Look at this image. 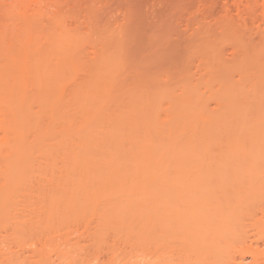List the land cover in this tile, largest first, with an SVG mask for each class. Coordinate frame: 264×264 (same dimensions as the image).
<instances>
[{"label":"bare ground","instance_id":"6f19581e","mask_svg":"<svg viewBox=\"0 0 264 264\" xmlns=\"http://www.w3.org/2000/svg\"><path fill=\"white\" fill-rule=\"evenodd\" d=\"M254 1L262 7L259 13L264 24V0ZM110 2L0 0V211L7 207L3 204L11 206L8 198L45 195L48 203L38 195L40 205L47 204L45 210L41 207L43 212L51 207L50 213L43 214L49 215L45 221L54 215L51 220L71 225L74 238L88 240L100 257L103 254L99 251H105L110 264H243L248 258L250 264H264V222L247 220L249 208L235 209L253 191L250 142L256 137L248 138L250 142L245 137V146L251 145L250 150L242 145L238 153L220 155L224 151L217 153L218 157L214 154V160L200 159L203 152H215L218 145L221 148V142L225 141V146L236 129H241V137L251 123V114L257 109L264 111V43L260 41L263 24L252 23L253 56L249 44H225L221 38L223 29H213L207 25L209 22L204 23L207 26L199 24L204 31L199 27L197 30L203 33L196 35L194 30L191 52L198 59L202 56L195 67L200 78L194 79L196 61L192 55L187 57L191 64L185 69L189 71L182 70L184 78L180 73L179 81L180 75L172 73L175 79L171 77V82H179L165 84L168 81L160 83L158 77L166 74H158L156 79L155 67L147 76L142 69L145 75L138 74L140 64L133 60L137 57L130 60L128 56L131 51L127 34L132 27L126 29V12L112 10ZM200 51L201 56H197ZM216 112L222 115H214L218 119L212 124L205 115ZM232 112L239 118L230 120ZM240 164L247 165V172L244 165L245 173L238 167L242 173L237 172L238 180L240 185L248 183V187L242 190L238 182L230 181L239 187L231 184L233 189L227 188L225 179L237 176L234 171ZM224 170L227 174L222 175ZM198 178L207 180V185L201 188L197 183V189L190 183ZM220 179L226 186L218 185ZM258 192L252 194L261 195L257 200L263 202L264 194L262 190ZM29 197L28 200L34 198ZM257 210L264 212V207ZM6 217L4 221L0 217V225L7 221ZM39 221L34 223V232L43 228L44 221ZM26 222L29 221L23 224ZM248 230L258 232L249 234ZM22 231L18 233L24 237L22 233L29 230ZM18 233L11 234L20 238ZM27 237L24 241L31 238ZM237 246L242 247L240 258ZM70 249L60 251L68 256L80 253L78 247ZM7 253L12 255L9 250ZM58 258L60 263L63 257ZM73 259H67V264H73ZM96 260L99 264L108 262L95 258L86 264ZM42 262L45 261L39 259L38 263Z\"/></svg>","mask_w":264,"mask_h":264},{"label":"rangeland","instance_id":"374dc122","mask_svg":"<svg viewBox=\"0 0 264 264\" xmlns=\"http://www.w3.org/2000/svg\"><path fill=\"white\" fill-rule=\"evenodd\" d=\"M111 4V9L112 10H114V11H118V10H120L121 11V9L122 10H124V12H126V17H127V19H126V24H128L127 26H126V29L128 28V26L129 27H132V28H130L131 30V32L130 31H128L127 33V37H128V39H130L129 40V45L131 46H129L128 45V50L129 51H131L130 53L128 52V56H129V59L131 60V58L133 57V58H136L137 57V59H133L134 61H136V63H137V61H138V65L140 64L141 66H142V68L141 67H139V66H137L138 67V70L140 71H138L137 69V72H138V74L140 75V74H143V73H145L146 72V76H147V72L148 73H153V71H156V72H154L153 74L155 75V77H156V79H158L159 78V80L161 81L160 83H163V82H166V81H168V82H166L165 84H170V83H172V84H176V83H178L179 81H181V77H182V74L180 75V73H183V71H185L184 73H186V70L187 69H185V68H187V66H188V64L190 63H188V61H187V57H191L192 55L194 56L195 54H193L192 52H193V50L194 49H191V44L193 45V42L194 41H192L191 39H193L191 36H193L194 35V33H196V35H197V33L198 32H200L201 30L199 29V30H197V28H199L200 27V25H202V26H204V25H206L208 22V24L207 25H210L212 28L214 27H220L221 29H223V35H221V38H223V40H224V43L225 44H228V42L230 43V44H232V43H238V42H240V43H244L245 45H247V44H249L247 47H248V49H249V51H251V56H253V47H254V45H255V42L254 41H252L253 39L252 38H254L253 36H252V32H251V30H252V28L253 27H255L254 25H255V23H258V24H260V25H262L263 24V21H262V19L263 18H261L262 17V15L260 14L261 12H262V7H260V5L259 4H256V1H254V0H111V2H110ZM260 3L262 4V1H260ZM256 4V5H255ZM257 5H259L258 6V8L256 7ZM116 7V8H115ZM254 7H255V9H254ZM256 8L258 9V14L256 13ZM259 8H260V10H259ZM127 9V10H126ZM252 9H253V12H252ZM126 10V11H125ZM130 13H129V12ZM128 12V13H127ZM260 12V13H259ZM118 13H119V11H118ZM118 13L116 12V14L115 15H118ZM256 13V15H255V17H254V14ZM130 14V15H129ZM258 15V16H257ZM130 17V18H129ZM257 18H259V21H256V19ZM261 18V19H260ZM129 19V20H128ZM132 20V21H131ZM253 20V21H252ZM256 22H255V21ZM261 20V21H260ZM129 21V22H128ZM130 22H133V23H130ZM187 22V23H186ZM195 22V23H194ZM198 22V23H197ZM202 22V23H201ZM262 24H261V23ZM204 23H206V24H204ZM254 25H253V24ZM135 24V25H134ZM186 24H188L190 27H189V29H188V27H186V29H188V31L185 29V26H186ZM200 24V25H199ZM204 24V25H203ZM131 25V26H130ZM132 25H134V27L132 26ZM206 25V26H207ZM257 25V24H256ZM192 26V27H191ZM202 26L200 27L201 29H202ZM192 28V29H191ZM196 28V29H195ZM204 28V27H203ZM207 28V27H206ZM213 28V29H214ZM129 29V28H128ZM127 29V30H128ZM178 29V31H176ZM191 29V30H190ZM205 29V28H204ZM262 29H263V31H264V24L262 25ZM126 30V31H127ZM138 32H137V31ZM189 30H190V32H189ZM194 30H195V32H194ZM136 31L137 33H134V32ZM139 31H140V33H139ZM187 31V32H186ZM192 31V32H191ZM202 31H204L203 29H202ZM201 31V32H202ZM194 32V33H193ZM186 33V34H185ZM193 33V34H192ZM203 33V32H202ZM200 35V34H199ZM203 35V34H202ZM165 36V37H164ZM261 36V42L262 43H264V33L262 34V35H260ZM139 37V38H138ZM189 37V38H188ZM132 38L134 39V40H132ZM190 39V40H189ZM195 39H196V37H195ZM196 41V40H195ZM131 42H132V44H131ZM137 42V43H136ZM192 42V43H191ZM240 43H238V44H236V45H240ZM158 44V45H157ZM229 44V45H230ZM243 44V45H244ZM135 45V46H134ZM160 45V46H159ZM234 44H232V46H233ZM236 45L234 46V47H236ZM157 46H159L160 48H158ZM188 46V47H187ZM190 46V47H189ZM227 47H229L228 49L230 50H232V48H230V46H227ZM140 48V49H139ZM198 50V49H197ZM196 50V51H197ZM200 50V49H199ZM198 50V51H199ZM235 50H237V49H235ZM191 53H190V52ZM140 52V53H139ZM188 53V56H187V53ZM201 53H197V56H198V54H200V56H201V54H202V51H200ZM160 53V54H159ZM164 53V54H163ZM140 54V55H139ZM158 54H159V56H158ZM157 55V56H156ZM140 56H142V57H140ZM161 56V57H160ZM192 56V57H193ZM157 57V58H156ZM191 57V58H192ZM202 57V56H201ZM201 57H200V59H198L199 57H196V55L193 57V59H195V60H193V61H196V62H194V64L196 65V66H190V67H193V69H192V71L193 72H195V73H193L194 75H195V77H194V79L196 80V79H198V78H200L199 76H200V74L201 73H198V71H195L196 69H195V67L197 68V65L199 64V62H198V60H201ZM160 58V59H159ZM159 59V60H158ZM198 59V60H197ZM149 60V61H148ZM163 60V61H162ZM189 60H191V59H189ZM141 61V62H140ZM147 61V62H146ZM166 61V62H165ZM186 61V62H185ZM133 62V61H132ZM132 62L130 61V63H131V65H133L132 64ZM151 62V63H150ZM155 64H154V63ZM184 62H185V64H184ZM135 63V64H136ZM153 63V64H152ZM183 63V64H182ZM187 63V64H186ZM159 64V65H158ZM161 64H163L164 66H161ZM166 64V65H165ZM191 64V63H190ZM193 64V63H192ZM187 65V66H186ZM146 66H148L149 67V69H148V67H146ZM185 66V67H184ZM134 67L136 68V66L134 65ZM152 67H155V68H152ZM181 69H180V68ZM135 68L133 69V70H135ZM155 69V70H153L152 71V69ZM189 68V67H188ZM141 69H142V71H143V73L141 72ZM144 69H145V71H144ZM136 70H135V73L137 74V72H136ZM149 70V71H148ZM165 70L166 71H168V72H165ZM183 70V71H182ZM174 71V72H173ZM182 71V72H181ZM187 71H189V70H187ZM192 71H190V72H192ZM158 72V73H157ZM171 72V73H170ZM166 74V75H163V78H161V77H158V74H160V75H162V74ZM172 73H175L176 74V77H179V75H180V77H179V81H178V79H177V82H176V80L174 81V82H171V80L173 81V79H175V74H173L174 75V77H173V75H172ZM184 73H183V77L182 78H184ZM199 74V75H198ZM143 75H145V74H143ZM149 75H151V74H149ZM187 75V74H186ZM158 77V78H157ZM171 77H172V79H171ZM192 77H193V75H192ZM154 78V77H153ZM152 78V79H153ZM162 80H161V79ZM167 78V79H166ZM164 79H166V80H164ZM171 79V80H170ZM154 80H155V78H154ZM164 80V81H163ZM170 82V83H169ZM149 84H151L150 82H149ZM153 84V83H152ZM253 99V98H252ZM252 101V100H251ZM255 102V101H254ZM257 102V101H256ZM255 102V103H256ZM252 103V102H251ZM252 107L254 106V104L253 105H251ZM253 109V108H252ZM256 109H254L253 111H255ZM220 113V116L222 115V112H216V113H211V114H206L205 116H208V117H210L211 118V122H212V124H215V122H216V120L218 119V117H216V118H214V115H217L218 116V114ZM228 115H229V113L226 115L227 117H228ZM236 112H232L231 113V115H230V117H229V119L230 120H236V119H233V118H239L238 116H240V115H236ZM225 116V117H226ZM234 116V117H233ZM252 117H254V119L255 120H253V118ZM219 118H221V117H219ZM224 119V118H223ZM226 119V118H225ZM229 119H226V120H229ZM251 119L253 120H251V123L249 124V125H247L246 126V128H245V131L243 130L242 132H244V134L242 133L241 134V137H240V133H241V129L238 131L237 129V131L235 130L229 137H231L230 139L231 140H227L226 139V143H225V146H224V142L222 143H220V144H223V145H221V148H219L218 149V147H219V145H218V147H217V152H216V150H215V152L213 151V149L212 150H209V151H205V152H203L201 155H200V159L201 160H203V161H209L210 159L211 160H214L216 157L214 156V154L217 156L218 154L217 153H220V152H224L223 154L221 153L220 155H224V154H226V153H230L231 151H234V152H231V153H238V152H236V151H242L241 150V148H242V145H244L245 146V142L247 143L248 141L250 142V139H252L253 137H256L255 139H252L251 140V145H248V144H250V143H248L247 145L248 146H245V148L246 149H248V150H250V151H252L251 152V170L255 173H253L252 171H251V173H253V174H251V176H255V177H253V178H255V179H253L252 177H251V190H253V191H251L253 194H255V193H257L258 191H260V193H261V190H262V195L264 194V141L263 140H261V139H263L264 138V111H263V109H261V110H259V109H257L256 110V112H253V114H251ZM230 120H229V122H230ZM226 124V123H225ZM227 124H228V122H227ZM221 126H224V125H221ZM251 129V131H250V129ZM247 129V130H246ZM247 132L249 133V134H247ZM259 134V135H258ZM238 135H239V138H238ZM244 137H243V136ZM253 135V136H252ZM237 137V138H236ZM245 137H247L246 139H248V138H250V139H248V141H245ZM262 137V138H261ZM206 138H208V137H206ZM260 138V139H259ZM243 139H244V142H242L243 141ZM209 140H211V138L210 139H208L207 141H209ZM253 140H255L254 142L256 143H254L253 142ZM258 140H260L259 142H261L260 144H258ZM214 143H215V141H213ZM242 142V143H241ZM254 143V145H253V143ZM212 143V142H211ZM263 143V144H262ZM231 144V145H230ZM237 144V145H236ZM212 145V147L211 148H213V143L211 144ZM258 145V146H257ZM216 146V145H215ZM249 146H251L250 147V149H249ZM227 147H228V150H227ZM248 147V148H247ZM226 148V149H225ZM230 148H232V149H230ZM244 147H243V150L245 149ZM253 148V149H252ZM215 149V148H214ZM224 149V150H223ZM219 150V151H218ZM254 150V151H253ZM259 150V151H258ZM261 151V152H260ZM257 153V154H255V153ZM211 156V158H208L209 156ZM258 155V156H257ZM219 156V155H218ZM217 156V157H218ZM254 156V157H253ZM259 162V163H258ZM259 164V165H258ZM244 164H240L239 166H237L235 169H236V171H234L236 174H242L241 172H243L244 170L246 171L247 170V165H244L245 167H246V169H244L245 167H242ZM240 166H241V168H240ZM240 168V171H239V168ZM237 168H238V171H237ZM244 169V170H243ZM257 170V171H256ZM245 171L243 172V173H245ZM256 171V172H255ZM263 171V172H262ZM238 172V173H237ZM247 172V171H246ZM258 172V173H257ZM260 172V173H259ZM225 175V174H227V172H226V170H224L223 172H222V175ZM237 175V176H235V175H232V176H228V178H226L225 179V176H223L224 178H222V179H225V180H227L226 181V183H227V185L229 184V186H227V188H231L232 187V185L231 184H233V187H234V185L236 186V184H234V183H237L238 182V184L237 185H239L240 186V188H242V187H248L247 185H248V183H247V185L245 184V185H243V184H241L240 185V182H239V177H240V175ZM263 175V176H262ZM233 176H235V177H233ZM227 177V176H226ZM201 178H205V177H201ZM260 179V180H257V179ZM206 179V178H205ZM222 179H220L219 180V182H218V185L219 186H222V184H224L225 186H226V183H225V180H222ZM229 180V181H228ZM204 181V180H203ZM202 181V179H197V180H191V182L190 183H193L194 185L195 184H197V183H199V185H200V187L201 188H203V186H206L207 185V180L205 181L206 182V184H204L205 182H203ZM230 181H233L232 183H229ZM256 181V182H255ZM254 183V184H253ZM198 185V186H199ZM195 186H197V185H195ZM197 186V189L198 188H200V187H198ZM239 186H236V188L237 187H239ZM190 187V186H189ZM194 187V186H193ZM233 187H232V189H233ZM255 187V188H254ZM194 188H196V187H194ZM236 188H234V189H236ZM263 188V189H262ZM193 189V188H192ZM197 189H194V190H197ZM258 189H260V190H258ZM193 190V191H194ZM242 190H243V188H242ZM251 193V197L249 196V197H247V200L245 199V200H243V198H242V200H243V203L241 202V199H240V202H239V204H241V206L240 205H238V203L236 202V204L238 205H236L237 207L235 208L236 210H240V209H246V208H249V210L248 209H246L248 212H252L251 214L249 213H246V215H248L247 217L249 218V219H247L245 216V219H247V220H251V222H258V224L261 222H264V212H261L260 210L258 211L257 210V212L255 211V209H258V208H262V207H264V201L262 202L261 200V202L259 201V200H257V197H261V195L260 196H256V195H253ZM259 193V192H258ZM22 194H20V195H18L20 198H17V196H15L14 198L16 199H13V200H15V202L12 200V198H8L9 199V201L8 200H6L9 204H10V202H11V206H9V205H7V204H3V205H6L7 207H4V209H1V211H0V214H1V220H3L4 221V217L5 216H7L6 217V219H7V223L5 222H3V221H1V225H0V246L2 245V247H0V264H11V258L13 259L12 260V263L14 262V264H37L38 262H39V259H41V261H45V262H50V263H52V262H55L56 264H58L59 262V259L60 258H58V256L59 257H63V259L61 258V262L59 263V264H65V262H66V264L67 263H70L69 261L71 260V259H73L74 258V256H76L75 258L76 259H73V261L75 260V262H73V264L74 263H80V264H86V263H88L89 261H91V260H93V259H95V258H97V259H100L102 262H106V260L108 261V259H109V256H107V254H106V252L104 251H99V253L100 252H102L101 254H103V255H101V257L99 256L100 254H97V250L95 249V248H93V247H90L91 246V244L89 245L88 244V240H85V239H83L82 241H81V239H76V238H74V237H76V234H71L72 233V231H71V229H73V228H71V225H70V227H68V226H66L63 222H61V224H59V223H57L56 221L57 220H51L50 218H53V219H55L54 217V215H51V214H53V213H51L50 215L52 216V217H49L48 218V220L47 221H45V219H47L46 217H48L47 215H43V214H45V212H47L51 207H50V205H48L50 208L49 209H47L45 212H43V210H45V209H43L45 206H47V204L46 205H44V206H42V205H40V203H39V201H41L40 200V197H41V199H42V197H45L44 198V200H46V203H48L47 202V196H45V195H40V194H32L33 196H31V194H29L28 196H30V197H34V198H31L30 200H28V196L25 194H23V196H21ZM38 195H40V197L38 198ZM26 196V197H25ZM256 196V197H255ZM264 196V195H263ZM22 197L24 198V199H22ZM29 197V198H30ZM25 198H26V200H25ZM39 200H38V199ZM10 199H11V201H10ZM18 199H20V200H18ZM256 199V200H255ZM259 199V198H258ZM262 199V198H261ZM23 200V201H22ZM25 200V201H24ZM28 200V201H27ZM17 201V202H16ZM21 203H20V202ZM42 201H43V199H42ZM41 201V202H42ZM246 201V202H245ZM0 203H2V202H0ZM6 203V202H5ZM18 203V204H17ZM45 203V202H44ZM250 203V204H249ZM43 204V203H42ZM245 204V205H244ZM1 205V204H0ZM17 205V206H16ZM249 205H251V208L252 209H250V206ZM2 206V205H1ZM0 206V207H1ZM14 206V207H13ZM17 207V208H16ZM41 207H42V209H41ZM10 208H13L12 210L10 209ZM46 208V207H45ZM4 210V211H3ZM7 210V211H6ZM19 210V211H18ZM41 210V211H40ZM245 210V211H246ZM250 210H252V211H250ZM253 210L255 211L254 213H253ZM3 211V212H2ZM8 211H9V213H8ZM12 213H11V212ZM7 213V215H5L4 213ZM20 214H19V213ZM49 212V211H48ZM50 212H51V210H50ZM49 212V213H50ZM244 212V211H243ZM242 212V213H243ZM13 214V215H11V214ZM17 213V214H16ZM241 213V214H242ZM40 214H41V218H40ZM46 214H48V213H46ZM253 214V215H252ZM2 215H4L3 217H2ZM9 215V216H8ZM15 215H17L18 217L16 218V216ZM37 215L39 216L38 218H37ZM22 216H24L23 218H22ZM25 216H27V217H25ZM43 216H45L44 218H43ZM54 216V217H53ZM229 216V215H228ZM241 216V218H244V217H242V215H240ZM8 217H10V219L8 218ZM28 217H30V218H28ZM35 217V218H34ZM230 217V216H229ZM237 217V216H236ZM3 218V219H2ZM20 218V219H19ZM28 218V219H27ZM231 218V217H230ZM12 219V220H11ZM13 219H16V220H13ZM31 219H33V220H31ZM36 219H38V222L40 223V221H39V219L40 220H43L44 222H49V220L50 221H53V222H55V223H53V225H54V227L52 226L51 227V224H50V222L48 223V224H45L44 222H42V224H41V226H43V228L41 227L40 229L39 228H37V229H39V230H37L36 232L38 233V236H37V238H36V236H35V234L37 235V233L36 232H34L35 230H36V224H34V223H36L37 222V220ZM59 219V218H58ZM22 222H25V221H29V222H26L25 223V225L23 224V222L21 223L20 221ZM60 220V219H59ZM59 220H58V222H59ZM254 220V221H253ZM10 221H11V223H10ZM13 221V222H12ZM14 221H16L15 223H14ZM19 221V222H18ZM36 221V222H35ZM61 221V220H60ZM37 222V223H38ZM246 222H248V221H246ZM2 223H4V224H2ZM8 223H10V225H14L13 226V231H11V228L10 227H12V226H10ZM14 223V224H13ZM18 225H17V224ZM19 223H20V227H19ZM30 223V224H29ZM32 223H33V225H32ZM63 223V224H62ZM248 223H250V222H248ZM5 224H7L8 225V227H7V225H5ZM15 224H16V226H15ZM57 224H58V227H57ZM22 225H24V226H22ZM29 225V226H28ZM39 225V224H38ZM38 225H37V227H38ZM61 227H60V226ZM63 225V226H62ZM65 225V226H64ZM69 225V224H68ZM46 226V227H45ZM47 226L49 227V229L47 228ZM7 227V228H6ZM15 227H16V229H15ZM19 227V228H18ZM22 227H24L23 229H22ZM28 227H30V228H33V232L35 233V234H30V233H28V232H31V233H33L31 230H30V228L28 229ZM40 227V226H39ZM51 227V228H50ZM64 229H63V228ZM6 228V229H5ZM18 228V229H17ZM26 228V229H25ZM66 228H68V229H66ZM71 228V229H70ZM5 229V230H4ZM15 229V230H14ZM35 229V230H34ZM45 229V231H43V230ZM69 229H70V231H69ZM17 230V231H16ZM20 230V231H19ZM22 230H29L28 232H26V231H24V232H26L28 235H25L26 233H22V234H24L23 236L24 237H22V235L20 234L21 232H23ZM41 230V231H40ZM64 230L66 231V232H64ZM74 230V229H73ZM83 230V229H82ZM250 230V229H249ZM248 230V233L249 234H251L252 232H253V230H251V231H249ZM39 231V232H38ZM46 231H48V232H46ZM18 232H20V233H18ZM41 232H43V233H41ZM70 232V233H69ZM255 232L257 233L258 231H256V230H254V234H255ZM11 233H14V235H17L16 233H18L19 234V236H20V238L17 236V237H14V235L13 234H11ZM43 234V235H42ZM59 234V235H58ZM42 235V237H40ZM45 235V236H44ZM53 235V236H52ZM9 236V237H8ZM12 236V237H11ZM27 238H29V236L32 238H30V239H27L26 241H24V239H26V237ZM34 236V237H33ZM55 236V237H54ZM47 237H51L50 239L49 238H47ZM57 237V238H56ZM65 237V238H64ZM54 238H55V240H54ZM59 239V240H58ZM64 239V240H63ZM68 239V240H67ZM70 239V240H69ZM3 240V241H2ZM6 240V241H5ZM9 240V241H8ZM11 240V241H10ZM7 241H8V243H7ZM14 241H20L19 242V245H17L18 243L17 242H15V243H13ZM79 241V242H78ZM85 241H86V243H85ZM11 244H10V243ZM33 243V244H31V243ZM55 242V243H54ZM69 242H71V244H73V245H71ZM82 242V243H81ZM7 243V244H6ZM28 245H26V244ZM35 243H36V246H35ZM54 243V244H53ZM58 243H59V245H58ZM79 243V244H78ZM4 244V245H3ZM22 244V245H21ZM53 244V245H52ZM57 244V245H56ZM78 244V245H77ZM83 244V245H82ZM55 245V246H54ZM65 245V246H64ZM76 245V247L74 248V246ZM24 246V248H22ZM33 246V247H32ZM57 246V247H56ZM64 246V247H63ZM73 246V247H72ZM6 247V248H5ZM17 247H19V248H17ZM35 247V248H34ZM52 247V248H51ZM68 247V248H67ZM73 249V250H76L77 249V247L78 248H80V249H78V250H80V253L82 252L81 250H84L83 251V253H81V255H80V253L79 252H77L76 254L74 253V252H72V256H73V254H74V256L72 257V256H68V253L65 251V250H67L68 251V249ZM91 248V250H90V248ZM244 248H245V246H243ZM4 248V249H3ZM8 248H10V249H8ZM30 248H33V249H30ZM54 248H55V250H54ZM61 248V249H60ZM67 248V249H66ZM240 248H242V247H240V246H237V249L235 250L236 252H237V257H239L240 258V255L238 256V253L240 252V254H242V252L243 251H240L241 249ZM19 249V250H18ZM37 249V250H36ZM63 249H65L64 251L66 252L65 254H67V255H65V254H63V252H61V251H63ZM70 249V250H71ZM97 251H95V250ZM8 250H9V253L10 254H16L14 257L12 256V255H9L7 252H8ZM28 250V251H27ZM61 250V251H60ZM77 250V251H78ZM123 250H125L124 248H123ZM128 250H130L129 248H128ZM243 250V249H242ZM5 251H6V253H5ZM17 251V252H16ZM52 251H53V253H52ZM61 252V256H60V252ZM94 251V252H93ZM5 254H4V253ZM27 252V253H26ZM31 252V253H30ZM33 252V253H32ZM59 252V253H58ZM86 254H85V253ZM88 252V253H87ZM94 254H93V253ZM127 252V251H126ZM58 253V254H57ZM40 254H42L41 255V257H40ZM84 254V255H83ZM88 254V255H87ZM105 254V255H104ZM26 255V256H25ZM35 255V256H34ZM50 255H52V256H50ZM58 255V256H57ZM65 257H64V256ZM70 255V254H69ZM90 255V256H89ZM7 256V257H6ZM25 256V257H24ZM45 256H47V257H45ZM67 256L69 257V258H67ZM79 256V257H78ZM91 256H93V259H92V257ZM96 256H99L100 258H98V257H96ZM54 257H56V258H54ZM91 257V258H90ZM105 257V258H104ZM16 258V259H15ZM38 258V259H37ZM49 258V259H48ZM51 258H52V260L53 261H49V260H51ZM65 258H66V261H65ZM88 258V259H87ZM239 258H237V260H239V262H240V259ZM45 259H47L48 261H46ZM57 259H58V261H57ZM67 259H69V261L67 260ZM79 259V260H78ZM89 259H91V260H89ZM64 260V261H63ZM236 260V261H237ZM36 261H37V263H36ZM63 261V262H62ZM72 261V260H71ZM79 261V262H78ZM101 261H99L100 263H101ZM110 261V260H109ZM109 261L106 263V264H108L109 263ZM45 262H42V263H44L45 264ZM244 263L243 264H246V263H248V264H250L252 261H251V259L250 258H248L246 261H243ZM41 263V262H40ZM72 263V262H71ZM96 263H98L97 262V260H96ZM96 263H94V264H96ZM39 264V263H38ZM99 264V263H98ZM102 264V263H101ZM104 264V263H103ZM110 264V263H109Z\"/></svg>","mask_w":264,"mask_h":264}]
</instances>
